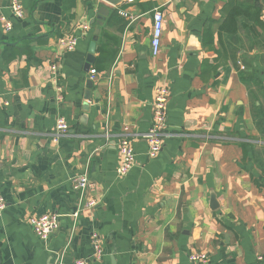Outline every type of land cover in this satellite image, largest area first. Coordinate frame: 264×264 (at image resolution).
Masks as SVG:
<instances>
[{
  "label": "crops",
  "instance_id": "0c3cea01",
  "mask_svg": "<svg viewBox=\"0 0 264 264\" xmlns=\"http://www.w3.org/2000/svg\"><path fill=\"white\" fill-rule=\"evenodd\" d=\"M11 2L0 0V264H190L194 250L211 264H264V0H20L22 18ZM161 86L171 135L151 157L137 134ZM60 117L70 129L56 139ZM124 135L136 165L120 176ZM84 172L98 204L74 217ZM52 211L61 226L44 242L28 219Z\"/></svg>",
  "mask_w": 264,
  "mask_h": 264
},
{
  "label": "built area",
  "instance_id": "2783aa9c",
  "mask_svg": "<svg viewBox=\"0 0 264 264\" xmlns=\"http://www.w3.org/2000/svg\"><path fill=\"white\" fill-rule=\"evenodd\" d=\"M10 9L15 17L22 18L24 16V8L20 0H12ZM1 20L4 21V27L6 31H10L13 27V21L11 18L1 16ZM154 30L151 40L152 54L157 56L160 53L162 35H163V23L164 14L157 10L154 13ZM88 28V26H86ZM61 46L66 50H72L77 44L76 36H64L59 40ZM52 68V79L58 81L57 65L53 64ZM95 78V75H92ZM63 88L59 85L57 94L58 100L63 99ZM170 97V91L167 87L161 86L156 90V96L154 100L153 108V120L151 128L148 132L141 135L148 143V153L151 157H155L163 148L165 140L170 137L171 133L168 132V101ZM1 104V102H0ZM4 104H7L5 102ZM70 126L65 117H60L55 125L54 137L57 139L62 135L68 133ZM134 138L124 135L118 142V150L120 154V161L117 168V173L120 176H124L132 170L136 165V154L134 150ZM74 188L79 194V204L75 212L74 217H78L80 210L84 207H94L98 204L96 199L88 198V192L92 188V181L87 172L80 173L74 178ZM8 202L6 198L0 195V214L7 208ZM61 217L57 211L43 213L41 215L31 216L28 219V223L31 226L34 233L44 242L49 241L52 234L59 230L61 226ZM97 254H101V250L98 244L95 245ZM262 257L259 256V260ZM190 264H211L209 254L205 251L194 250L189 254ZM56 264H66L64 259H60ZM74 264H91V260L88 258H79L75 260Z\"/></svg>",
  "mask_w": 264,
  "mask_h": 264
},
{
  "label": "water",
  "instance_id": "95a60500",
  "mask_svg": "<svg viewBox=\"0 0 264 264\" xmlns=\"http://www.w3.org/2000/svg\"><path fill=\"white\" fill-rule=\"evenodd\" d=\"M109 1L110 3H112L113 5H118L121 3L122 0H107ZM107 13V11H106ZM93 22H95V20H93ZM99 24L101 23L100 20L97 21ZM99 31L96 32V35L94 36V39H93V43L91 44V48H90V53L87 57V62H86V67H85V70L87 72L90 71L91 69V64L95 61V52H96V41H97V34H98ZM93 86V81L91 79H89L87 81V87L89 89V91L86 92V99L87 100H90L91 99V88Z\"/></svg>",
  "mask_w": 264,
  "mask_h": 264
},
{
  "label": "trees",
  "instance_id": "16d2710c",
  "mask_svg": "<svg viewBox=\"0 0 264 264\" xmlns=\"http://www.w3.org/2000/svg\"><path fill=\"white\" fill-rule=\"evenodd\" d=\"M66 4H67L66 8L68 9L69 6H70V4H72V5L75 4V0H66ZM239 12H240V11H235V12H232V13L229 14V18L232 19V20H230V22H234V23L236 24V17L239 15V14H238ZM245 13H248V12H245ZM118 15H119V14L116 13V14L112 17V19L110 20V23H111L112 21L115 22L116 20L119 21L120 19H119ZM234 27H235V25H234Z\"/></svg>",
  "mask_w": 264,
  "mask_h": 264
}]
</instances>
